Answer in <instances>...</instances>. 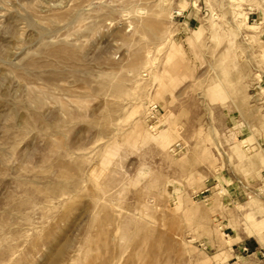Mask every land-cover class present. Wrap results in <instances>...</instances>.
<instances>
[{"label":"rangeland","instance_id":"obj_1","mask_svg":"<svg viewBox=\"0 0 264 264\" xmlns=\"http://www.w3.org/2000/svg\"><path fill=\"white\" fill-rule=\"evenodd\" d=\"M0 264H264V0H0Z\"/></svg>","mask_w":264,"mask_h":264},{"label":"crops","instance_id":"obj_2","mask_svg":"<svg viewBox=\"0 0 264 264\" xmlns=\"http://www.w3.org/2000/svg\"><path fill=\"white\" fill-rule=\"evenodd\" d=\"M222 223L227 224L228 227L231 228L229 225V224H231L229 220L225 221V219H223ZM231 231H232V234L234 235L233 236L234 237V243L232 245H238L239 249L241 247H243V245H249L254 250L257 248L256 246L255 247L253 246V245H257V241H255V239L237 236L238 233H236L233 228H231ZM237 238H239V240H237Z\"/></svg>","mask_w":264,"mask_h":264},{"label":"built area","instance_id":"obj_3","mask_svg":"<svg viewBox=\"0 0 264 264\" xmlns=\"http://www.w3.org/2000/svg\"><path fill=\"white\" fill-rule=\"evenodd\" d=\"M244 250L246 251L247 249H246V248H244Z\"/></svg>","mask_w":264,"mask_h":264}]
</instances>
